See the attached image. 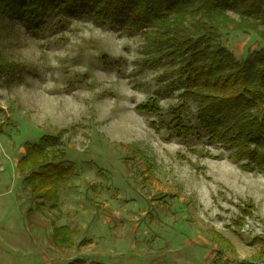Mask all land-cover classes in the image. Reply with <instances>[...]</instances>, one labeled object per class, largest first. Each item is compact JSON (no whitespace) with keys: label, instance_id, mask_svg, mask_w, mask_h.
<instances>
[{"label":"rangeland","instance_id":"374dc122","mask_svg":"<svg viewBox=\"0 0 264 264\" xmlns=\"http://www.w3.org/2000/svg\"><path fill=\"white\" fill-rule=\"evenodd\" d=\"M211 21L238 59L264 49V26L229 11ZM5 25L0 264H264L257 240L264 239V173L244 171L231 150L211 145L191 101L179 112L202 139L178 137L172 109L182 104L181 90L165 87L176 74L169 64L144 62L140 33L89 18L65 25L51 18L41 32L12 17ZM242 28L253 30H235ZM153 98L158 114L137 110ZM59 135L76 172L59 186L55 211L32 196L24 181L30 169L18 164L27 145ZM249 203L238 228L237 206ZM60 227L70 229L69 244L54 240Z\"/></svg>","mask_w":264,"mask_h":264},{"label":"trees","instance_id":"16d2710c","mask_svg":"<svg viewBox=\"0 0 264 264\" xmlns=\"http://www.w3.org/2000/svg\"><path fill=\"white\" fill-rule=\"evenodd\" d=\"M227 11L264 26V0H0V30H6L9 17L34 32H41L45 20L51 18L59 25L89 18L121 34L140 33L145 42L144 62L169 64L170 73L176 74L165 87L169 91L181 90L182 104L172 109L178 137L197 135L202 139L198 127L185 126L183 113L179 112L191 101L196 107L199 129L211 145L231 150L230 159L244 171L264 173V49L238 59L218 42L224 28L214 25L211 19ZM5 67L0 65L2 73ZM137 110L160 112L155 98ZM60 145L61 135L44 136L27 145L18 164L21 172L30 169L24 181L32 196L47 201L55 211L59 206V186L76 172L57 147ZM247 205L237 206L241 216L233 222L238 228L244 216L250 215L253 205ZM234 232L242 235L241 229ZM54 237L58 245L72 242L67 227L55 228ZM257 240L264 243L262 237ZM70 264L87 262L76 260Z\"/></svg>","mask_w":264,"mask_h":264}]
</instances>
